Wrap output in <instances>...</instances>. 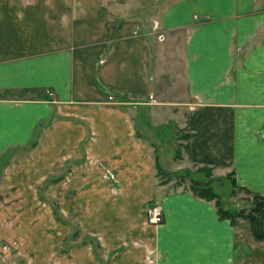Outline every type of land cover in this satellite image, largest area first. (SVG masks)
I'll return each instance as SVG.
<instances>
[{
  "label": "crops",
  "instance_id": "1",
  "mask_svg": "<svg viewBox=\"0 0 264 264\" xmlns=\"http://www.w3.org/2000/svg\"><path fill=\"white\" fill-rule=\"evenodd\" d=\"M157 166L264 196V0H0V264H264Z\"/></svg>",
  "mask_w": 264,
  "mask_h": 264
},
{
  "label": "trees",
  "instance_id": "2",
  "mask_svg": "<svg viewBox=\"0 0 264 264\" xmlns=\"http://www.w3.org/2000/svg\"><path fill=\"white\" fill-rule=\"evenodd\" d=\"M186 139V137H184ZM187 146H184L186 151ZM158 167V166H157ZM204 172L206 174H204ZM197 174H203L205 180H196V178L188 173H166L159 167L157 169L158 177H166L162 184L169 183L172 179L168 180L169 176L174 179H179L181 183L188 181V191L193 197L202 200L207 203H212L219 220L228 221L232 227H238L245 225L248 227L252 240L264 245V196L250 192L244 188H238L233 181L232 174L227 175L223 181H227L228 187L237 192L244 193L250 199L246 200L245 205L242 208L236 209L234 207L228 208L224 204V190L217 191L212 186L213 181L210 180L211 171L207 168H201L196 171ZM188 174V175H187ZM164 180V179H163Z\"/></svg>",
  "mask_w": 264,
  "mask_h": 264
},
{
  "label": "rangeland",
  "instance_id": "3",
  "mask_svg": "<svg viewBox=\"0 0 264 264\" xmlns=\"http://www.w3.org/2000/svg\"><path fill=\"white\" fill-rule=\"evenodd\" d=\"M185 135L182 131H181V136ZM181 142H183V139H181ZM179 149L176 151L174 159H178L180 158L181 155H183L184 153V145L181 143V145H179ZM161 168L168 170L170 167L174 166V163L172 162V160H168L165 158H161ZM193 172L190 171H186L188 174H191L195 177V175L197 174L195 169H192ZM168 173V172H167ZM186 174V173H185ZM187 174V175H188ZM204 174H206L204 172ZM164 179V180H163ZM166 177H158L157 179V183H163L165 181ZM172 179L171 183L169 184V188L167 190H165V193H170V192H176L177 190H179L178 188L180 187H184L185 190H188L189 187V182L185 181L183 183L180 182L179 179H174L172 176L168 177V180ZM227 181L224 183L225 187L224 189L226 190L224 193V198H225V206L228 208L234 207L236 209L242 208L245 205L246 200L250 199V197H248L247 195H245L244 193L241 192H237L235 190L228 187V184H226ZM146 212V209L145 211ZM7 246H10V244L8 243L6 246H3L1 248H3L1 251V253L3 254H7V255H11L13 253H15L16 251H14L15 249L9 248ZM17 250V249H16ZM8 257L5 259L8 262ZM2 264V263H1ZM18 264H24L23 260H21Z\"/></svg>",
  "mask_w": 264,
  "mask_h": 264
},
{
  "label": "built area",
  "instance_id": "4",
  "mask_svg": "<svg viewBox=\"0 0 264 264\" xmlns=\"http://www.w3.org/2000/svg\"><path fill=\"white\" fill-rule=\"evenodd\" d=\"M162 35L157 36L158 41H162ZM112 98L109 97V100ZM146 223L149 226H158L163 223V212L161 206L158 204H150L146 208L145 212Z\"/></svg>",
  "mask_w": 264,
  "mask_h": 264
}]
</instances>
